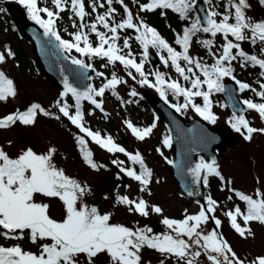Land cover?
<instances>
[{
	"label": "snow or ice",
	"instance_id": "6c2138e0",
	"mask_svg": "<svg viewBox=\"0 0 264 264\" xmlns=\"http://www.w3.org/2000/svg\"><path fill=\"white\" fill-rule=\"evenodd\" d=\"M16 2L26 10L27 18L43 29L42 36L47 38L46 41H42L40 35L36 34L42 51L48 52L49 47L58 49L63 53V59L76 67H60L63 90L58 93L52 105L55 110L32 102L23 110L17 108L0 117V129L17 125L34 127L41 115L60 120L59 114H62L79 133L84 134H76L75 142L86 165L97 171L104 167L93 158L94 153L88 146L87 137L109 153H123L132 165H139L137 170L133 166H126L118 158L111 161L119 169L118 179L120 173L125 174L138 182L141 193L151 196L154 172L141 152L127 151L111 135L102 136L100 131H93L85 123V116L91 115L95 109L107 116L104 108L106 90L120 99L121 103L137 102L119 97L117 86L128 83L118 74L119 66H123L127 77L141 87L154 89L180 115L192 112L215 125L219 116L214 111V94L225 93L231 96L237 90L241 93L251 90L261 102L245 98L240 103L248 110H254L264 120V81H257L259 90L253 88L251 84L237 79L233 64L235 61L241 68L258 66L259 76L264 78V18L255 19L247 14L252 8L250 0H227L223 11H218L212 0H204L207 9L200 6L199 0H145L142 3L136 0L140 12L160 10L159 15L166 17L165 10H171L186 22L182 30L175 34L174 43L178 48L143 16L134 14L125 0H105L107 7L103 12H97V7L104 8V3L98 4L97 0H92L90 11H86L85 0H50V3L42 0L43 6L41 0ZM257 3L264 6V0H257ZM114 4H119L122 12ZM65 10L74 18L72 26L75 30L68 33L70 39H65L58 28V21L63 19L61 13ZM6 11V8L0 7V13ZM92 13H95L94 18L91 22L86 21L85 18L92 16ZM75 18L80 22L76 23ZM101 27L104 30H100ZM121 30H125L123 35ZM64 31L67 32V29ZM92 34L95 35V42L91 39ZM201 34H209L211 38L202 39ZM218 35L222 40L217 45ZM133 39L141 49L138 59L132 50ZM121 40L122 44L118 43ZM194 41L207 49L211 63L191 54ZM243 41H250L252 45L259 42L260 55L246 51L241 44ZM150 49L155 50V55L159 56L165 67L175 70L176 78H171L164 71L145 70L153 54ZM73 50L78 55H73ZM15 56L11 47L4 45L0 51V64ZM97 58L103 61L101 67L112 66L110 77L105 76L103 71H96L92 61ZM89 69L96 77L104 78L99 86L81 83L83 80H92V76L87 73ZM66 71L73 79L65 74ZM225 78L234 81L238 89L230 88ZM128 95L143 99L136 87H132ZM16 96L17 88L13 79L0 69V102H7ZM197 98L200 102H197ZM84 101L89 102L93 108L86 111ZM218 106L228 107L225 104ZM244 111L243 107L233 103V112L225 122L245 141H251L254 133L264 134V127L252 126ZM158 119L154 117L153 122L143 128L134 126L129 120L124 123L138 139L144 140L157 127L155 121ZM196 139L203 150L215 137L201 129ZM12 143L11 140L7 141L9 146ZM172 143L173 136L171 130H168L163 135L161 146L156 148L170 165L173 160L164 155L161 147L171 148ZM189 151L195 152L196 148H190ZM60 156L55 145H49L41 152L27 146L15 155H10L0 145V237L13 241L26 239L36 246L33 251L25 249L18 242L0 244V264H97L101 257L104 258L102 264H152L151 260L144 259V250L159 253L162 258L158 264H170L172 261L174 264H264V254L248 259L234 250L220 231L223 222L216 215L218 201L211 194L204 196L206 204L196 201L198 209L195 212L190 213L184 209L182 218H170L164 215L162 206L150 203L143 196L133 199L129 195L117 193L116 204L144 218L150 214L162 217L159 223L164 226V230L156 232L147 224L139 226V221L134 226H126L113 221V212H102L98 206L87 202L92 194L90 186L68 175L58 162ZM177 167L182 169L185 176L191 177V184L195 186L188 190L189 196L198 195L201 184L207 187L209 177L219 178L221 189H227L232 194L226 199L232 201L234 195L244 204L242 209L234 203L224 213L230 227L241 238H255L251 223L264 225V190L257 188L254 194H246L229 187L232 181L222 175L215 157L209 161L200 156L194 163L185 160ZM104 198H108L107 194ZM52 199L62 203L63 216L60 219L50 214L49 201ZM238 218L242 223L238 222Z\"/></svg>",
	"mask_w": 264,
	"mask_h": 264
},
{
	"label": "rangeland",
	"instance_id": "374dc122",
	"mask_svg": "<svg viewBox=\"0 0 264 264\" xmlns=\"http://www.w3.org/2000/svg\"><path fill=\"white\" fill-rule=\"evenodd\" d=\"M250 2L252 3V8L248 11L253 18H264V10L255 5L251 0ZM125 3H127L132 10L129 0H125ZM10 19L12 22L11 16L7 13H3V16L0 18V50H3L4 42H10V44L16 48H19L20 50L22 49L23 57L18 56L13 59L9 58L6 63L0 64V67L10 75L11 79H13L17 88V96L15 98H9L7 102H0V115L9 109L16 110L22 104L26 105V103L32 101V99H37L43 102L47 107H52L58 95V90L41 74L39 75L34 68L32 61L33 50L30 43L27 40L22 39L19 44L18 41L11 39L8 36L9 33L5 24ZM193 50L190 49V52L192 53ZM256 52L260 55V48L258 50L256 49ZM235 66L238 68L237 64H235ZM125 79L128 83L118 85L119 91L125 92L131 90L132 87H136L137 90H140L141 87L130 77ZM104 101L105 110L109 111L114 116L117 121V127L121 129V122H119L118 117L119 114H117L107 97H104ZM127 108L129 111L132 110V107ZM145 116L148 117L149 115ZM131 118H133V114L131 115ZM225 121V118H219L216 126L227 125ZM58 125L59 121L54 120V118H51L50 121V119H47L46 117L39 116V122L34 127L17 125L9 129L0 130V145L4 146L5 150L8 151L10 155L17 154L20 149L27 146H31L37 152H41L49 145H55L61 153L58 162L61 163V167L66 170V173L90 186L92 194L88 197L87 202L98 206L101 211L113 212L115 222L128 219L130 215L126 216L122 210H115L111 206V200L109 197L111 185L118 180L115 173H118L119 169L116 165L110 164L112 171L105 170V167H102L97 171L82 163L83 161L78 159L80 157L79 152L73 149L68 134ZM156 125L157 127L153 129L152 134L143 141H134V138H131L127 130L125 132L128 138L132 140L130 142L133 143L135 152H141L147 165L154 169L155 175L153 176V183L151 184L152 195L149 196L147 193H141L139 191L138 182L132 180L123 173L119 174L122 178V184L118 191L123 195H129L130 198L137 196H143L147 200L150 198L151 203H156L163 207L164 215H167L170 218H182L184 209H188L190 213L195 212L198 209V205L194 202L188 201L181 194L168 170L169 164L156 151V148L158 147L157 143L161 142L164 135V127L162 123L157 121ZM260 125L259 119L255 116L252 126L259 128ZM8 140L13 141L12 145L9 146L7 144ZM161 151L165 155L168 152V148L163 147V150L161 149ZM95 152L96 155L98 154V160L102 161L104 166L108 163L107 161H112L113 159L118 158L123 160L126 166H133L139 170L137 166L131 164L128 158L123 157L120 154L106 156L99 150ZM219 168L226 179H232L233 187L243 189L246 191V194H254L257 188L264 190V134L254 133L251 141H245L239 134V138L231 144L229 151L223 156ZM157 179L159 180L158 183L156 182ZM125 185H128L129 187H125ZM105 194H107V199L104 198ZM49 203L51 204L50 214L54 218H62V203L59 200L53 199L49 201ZM216 215L223 222L220 231L231 243L238 255L250 259L253 255L255 256V254H264V225L252 222L251 227L255 232V238L243 240L234 229L230 227L224 213L222 214V208L219 206ZM150 216L157 217L158 221L162 218L156 214H150ZM238 222L242 223V220L238 218ZM0 242L5 245H11L18 242L21 243L25 249L36 250V246L27 240L6 241L3 237H0ZM144 259H148L146 250H144ZM170 264H173V262H170Z\"/></svg>",
	"mask_w": 264,
	"mask_h": 264
},
{
	"label": "water",
	"instance_id": "95a60500",
	"mask_svg": "<svg viewBox=\"0 0 264 264\" xmlns=\"http://www.w3.org/2000/svg\"><path fill=\"white\" fill-rule=\"evenodd\" d=\"M8 10L13 17L18 32L23 37L31 41L37 68L55 87L63 88L60 67L63 65L66 69H68L74 65H71L69 61L64 60L63 55L58 49L49 47L48 52L42 51V45L41 43H38L36 34L40 35L42 41H46L47 38L42 36L43 30L27 19L23 8L16 5H11L8 7ZM65 74L69 75V72L66 71ZM70 79H72V77H70ZM82 83L87 84V80H83ZM210 131L220 139L219 143L213 145L214 147L211 148V152H213L214 148L216 147L221 151V154L226 153L228 150V142L234 140L235 135L225 127L211 128ZM180 144L182 151L184 148V143L181 142ZM187 186L189 189H191L190 185ZM195 198L201 200V197Z\"/></svg>",
	"mask_w": 264,
	"mask_h": 264
},
{
	"label": "trees",
	"instance_id": "16d2710c",
	"mask_svg": "<svg viewBox=\"0 0 264 264\" xmlns=\"http://www.w3.org/2000/svg\"><path fill=\"white\" fill-rule=\"evenodd\" d=\"M49 1V0H48ZM98 1V0H97ZM100 1V0H99ZM50 2V1H49ZM104 8H105V5H104ZM97 12H102V10H98L97 9ZM95 15H93V17H94ZM168 19H169V22L171 23V20H172V16L170 15V14H168ZM166 19H161V18H159V20H157V24L156 25H158V27H159V29L161 30V32L166 36V37H168L169 38V36L171 37L172 35H171V30L170 29H168L167 28V26H166ZM177 22H178V24H177V26H176V23L174 22V24H173V26H176V29L178 30V31H180L181 29H182V27L183 26H185V24H186V22L185 21H182L179 17H177ZM11 26H12V24L10 23V22H8L7 23V25H6V27H7V30H8V36L11 38V39H14V40H17V41H20L19 40V38H18V36L16 35V33H13V35H11L12 34V32H11ZM11 33V34H10ZM16 48V47H15ZM17 49V53H18V56L19 57H23L22 56V49L20 50L19 48H16ZM73 55H76L74 52L72 53ZM95 62H96V66H99L100 67V65L103 63V61L101 60V59H99V58H97V59H95ZM112 67H110V65L105 69V71L106 72H109L110 71V69H111ZM104 78H101V80H103ZM87 105V104H86ZM88 106V105H87ZM91 107L90 106H88V109H90ZM63 123H64V126L68 129V130H70V132H71V135H73L74 137H75V135L76 134H79V133H77V132H74V129L71 127V126H69L68 125V123L67 122H65V121H63ZM210 183H212L211 184V188H212V193H213V195L215 196V198L216 199H219V198H221V192L217 189V187H216V183H215V181L212 179V177H210ZM135 218H137V216L136 215H133V219H135Z\"/></svg>",
	"mask_w": 264,
	"mask_h": 264
}]
</instances>
